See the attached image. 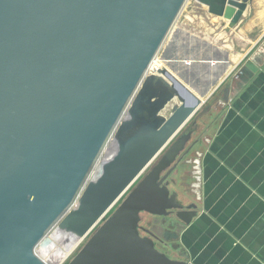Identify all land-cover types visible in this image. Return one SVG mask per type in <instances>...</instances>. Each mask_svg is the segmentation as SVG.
Segmentation results:
<instances>
[{
    "label": "water",
    "instance_id": "1",
    "mask_svg": "<svg viewBox=\"0 0 264 264\" xmlns=\"http://www.w3.org/2000/svg\"><path fill=\"white\" fill-rule=\"evenodd\" d=\"M185 1L0 0V264H48L35 250L57 221L58 232L84 240L202 107L217 77L199 92L165 56L148 74ZM194 1L233 25L250 2ZM112 132L113 154L85 184ZM192 134L68 264H186L156 248L178 233L146 238L139 224L142 214L167 219L166 230L196 217L197 205L170 190Z\"/></svg>",
    "mask_w": 264,
    "mask_h": 264
},
{
    "label": "crops",
    "instance_id": "2",
    "mask_svg": "<svg viewBox=\"0 0 264 264\" xmlns=\"http://www.w3.org/2000/svg\"><path fill=\"white\" fill-rule=\"evenodd\" d=\"M196 5L205 37L175 32L166 66L199 92L217 79L203 98V130L177 170L181 187H170L197 205L172 241L180 258L170 259L264 264V0H250L235 25Z\"/></svg>",
    "mask_w": 264,
    "mask_h": 264
},
{
    "label": "rangeland",
    "instance_id": "3",
    "mask_svg": "<svg viewBox=\"0 0 264 264\" xmlns=\"http://www.w3.org/2000/svg\"><path fill=\"white\" fill-rule=\"evenodd\" d=\"M197 3L194 0H186L183 7L181 8L180 12L178 13L173 26L170 30V33L167 36V39L164 43V45L162 46L158 57L156 58V62H160L161 66L163 67L164 62L162 61L164 59V53L166 51V47L168 45V43L170 42L172 35L177 32V31H185V32H189L190 34H192L193 36H197V37H205V34H202L200 31H198L197 28V24L200 23L202 21L201 17H202V12L197 8ZM163 58V59H162ZM159 60V61H158ZM165 60V59H164ZM154 61V62H155ZM179 72V71H178ZM175 74V73H174ZM177 75V74H175ZM179 76V75H177ZM177 103V102H174ZM204 105V104H203ZM203 105L202 107L190 118V120L186 123V125L182 128V130L177 134V136L169 143V145L157 156V158L150 164V166L143 172V174L136 180V182L129 188V190L117 201V203L108 211V213L104 216V218L97 224V226L92 230V232L84 239L82 240L79 245L76 247V249L70 254V256L68 257V259L63 263V264H68L69 261L77 254V252L85 245V243L89 240V238L93 235V233L114 213V211L121 205V203L123 202V200L129 195V193L135 188V186L150 172V170L152 169V167H154L156 165V163L159 161V159L164 155V153L169 149V147L176 141L177 138L181 137L182 135L185 134L186 129L190 126H192V130H195L191 136V141L192 142L195 138L198 137V134H200L202 132V126L199 125V123L201 121H206L201 119L200 120V116L201 113L203 111ZM171 105L168 106V108L162 113L165 117L169 116V111H170ZM125 117V113L122 115V119ZM115 131V130H114ZM113 134L114 132L111 133V135L108 137V139L106 140L100 154L98 155L94 165L92 166L89 174L86 177V181L85 184H87L89 181H91L92 179H94V177L97 174V171L99 169V166L101 164V162L107 157V154L109 153V149L113 144ZM189 142V143H190ZM188 143V144H189ZM188 146V145H187ZM181 173L182 175L185 173V171L181 170L180 172H177L174 174L173 177V181L176 184L177 187H181ZM180 174V175H179ZM178 190H175L174 193L177 194L178 196V200L180 201V203L183 206H187L189 204L188 200L183 197L181 194L177 193ZM153 220V217L147 215V214H142L141 215V222L139 224V226L141 227H148L150 221ZM59 224V221H57L46 233V235L44 236V239L42 240H48L51 239V236L57 231V225ZM141 235V234H140ZM142 236V235H141ZM143 237V236H142ZM176 243L174 242H170L169 246L166 249L161 250L160 247H158V245L156 246V248L165 253L169 258L171 257H175V258H180V253L179 252H175L173 249V245H175ZM40 245L36 248L35 252L37 254V256L43 260V253L42 256L40 255ZM46 257H44L45 259ZM47 259V258H46ZM45 259V260H46ZM48 260V259H47ZM44 261V260H43Z\"/></svg>",
    "mask_w": 264,
    "mask_h": 264
},
{
    "label": "bare ground",
    "instance_id": "4",
    "mask_svg": "<svg viewBox=\"0 0 264 264\" xmlns=\"http://www.w3.org/2000/svg\"><path fill=\"white\" fill-rule=\"evenodd\" d=\"M152 66L157 68V70L162 68L160 62L156 61ZM108 151L109 153L107 154V157H109L114 152L113 144ZM79 243L80 241L74 239L73 237L61 234L60 232L56 231L51 236V239L45 240L40 244V255L43 257V253L44 257L48 259L47 260L45 258V260L43 257V260L48 264H60V262L79 245Z\"/></svg>",
    "mask_w": 264,
    "mask_h": 264
},
{
    "label": "flooded vegetation",
    "instance_id": "5",
    "mask_svg": "<svg viewBox=\"0 0 264 264\" xmlns=\"http://www.w3.org/2000/svg\"><path fill=\"white\" fill-rule=\"evenodd\" d=\"M189 148L190 147H187V145H186L183 152L180 155V157H182V160L179 161V157L176 160V170H178L180 168V166L183 165L184 160L186 159L187 155H189L188 154ZM174 173H173V175H174ZM166 220L153 218V220L150 221L148 227H141L140 226V229H142V230H140L139 233L143 237L149 238L150 236L148 235V232L155 234L158 237H160L162 235L163 231H170V232H176V233L180 232V230H181L180 224H173L172 226H170V229L167 228L168 230H166V225H167ZM169 243L170 242H168V243H166V242H162V243L155 242L156 246L158 245V247H160L161 250L166 249L169 246Z\"/></svg>",
    "mask_w": 264,
    "mask_h": 264
},
{
    "label": "built area",
    "instance_id": "6",
    "mask_svg": "<svg viewBox=\"0 0 264 264\" xmlns=\"http://www.w3.org/2000/svg\"><path fill=\"white\" fill-rule=\"evenodd\" d=\"M155 60H156V59H155ZM155 60H154V61H155ZM154 61L152 62V64H151V65L149 66V68H148V74L156 73V72L158 71L157 68H155L154 66H152V65L154 64ZM75 249H76V248H75ZM75 249H74V250H75ZM74 250H73V251H74ZM73 251H72V252H73ZM72 252H71V253H72ZM71 253H70V254H71ZM70 254L67 255V256H66V257L60 262V264H63V263L68 259V257L70 256Z\"/></svg>",
    "mask_w": 264,
    "mask_h": 264
}]
</instances>
